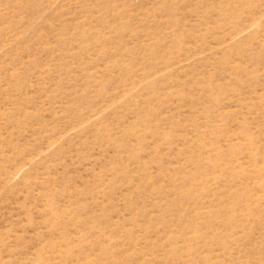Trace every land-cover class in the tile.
Segmentation results:
<instances>
[{
  "label": "rangeland",
  "instance_id": "rangeland-1",
  "mask_svg": "<svg viewBox=\"0 0 264 264\" xmlns=\"http://www.w3.org/2000/svg\"><path fill=\"white\" fill-rule=\"evenodd\" d=\"M0 264H264V0H0Z\"/></svg>",
  "mask_w": 264,
  "mask_h": 264
}]
</instances>
